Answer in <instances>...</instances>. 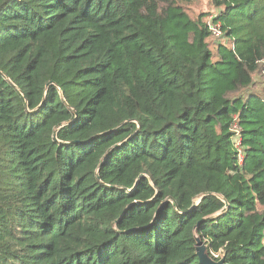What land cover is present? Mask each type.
Segmentation results:
<instances>
[{
    "label": "trees",
    "instance_id": "obj_1",
    "mask_svg": "<svg viewBox=\"0 0 264 264\" xmlns=\"http://www.w3.org/2000/svg\"><path fill=\"white\" fill-rule=\"evenodd\" d=\"M193 1L0 0V264H264V0Z\"/></svg>",
    "mask_w": 264,
    "mask_h": 264
},
{
    "label": "rangeland",
    "instance_id": "obj_2",
    "mask_svg": "<svg viewBox=\"0 0 264 264\" xmlns=\"http://www.w3.org/2000/svg\"><path fill=\"white\" fill-rule=\"evenodd\" d=\"M191 15L194 17H197L198 15H202L206 17V21L209 18H213L218 14V10H216L211 4L210 0H194L193 4L190 8ZM210 43L212 44V47H216L219 43H227L225 39L220 38H210ZM255 88H253L257 94L262 93V90L264 89V80L261 79L260 76H255ZM263 94V93H262Z\"/></svg>",
    "mask_w": 264,
    "mask_h": 264
},
{
    "label": "water",
    "instance_id": "obj_3",
    "mask_svg": "<svg viewBox=\"0 0 264 264\" xmlns=\"http://www.w3.org/2000/svg\"><path fill=\"white\" fill-rule=\"evenodd\" d=\"M195 241L196 255L200 261V264H226L224 258H220L217 261L211 259L206 245H204V243L200 241L199 238H196Z\"/></svg>",
    "mask_w": 264,
    "mask_h": 264
},
{
    "label": "built area",
    "instance_id": "obj_4",
    "mask_svg": "<svg viewBox=\"0 0 264 264\" xmlns=\"http://www.w3.org/2000/svg\"><path fill=\"white\" fill-rule=\"evenodd\" d=\"M207 29L210 33V35L214 38H220L221 37V25L220 23H216L213 21V18H209L207 20ZM239 140H236L235 146L238 147ZM240 152V151H239ZM219 255H214L215 258H217Z\"/></svg>",
    "mask_w": 264,
    "mask_h": 264
}]
</instances>
